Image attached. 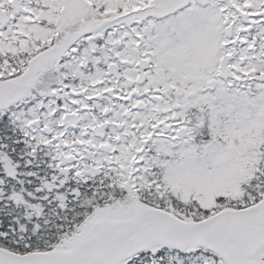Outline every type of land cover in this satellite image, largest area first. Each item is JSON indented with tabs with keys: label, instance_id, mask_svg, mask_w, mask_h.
Masks as SVG:
<instances>
[{
	"label": "snow or ice",
	"instance_id": "snow-or-ice-1",
	"mask_svg": "<svg viewBox=\"0 0 264 264\" xmlns=\"http://www.w3.org/2000/svg\"><path fill=\"white\" fill-rule=\"evenodd\" d=\"M0 264H264V0H0Z\"/></svg>",
	"mask_w": 264,
	"mask_h": 264
}]
</instances>
